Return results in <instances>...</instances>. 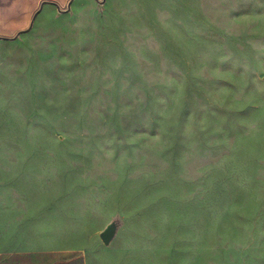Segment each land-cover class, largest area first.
<instances>
[{
    "label": "rangeland",
    "instance_id": "obj_1",
    "mask_svg": "<svg viewBox=\"0 0 264 264\" xmlns=\"http://www.w3.org/2000/svg\"><path fill=\"white\" fill-rule=\"evenodd\" d=\"M0 155L30 217L127 218L131 264H264V0L46 4L0 39Z\"/></svg>",
    "mask_w": 264,
    "mask_h": 264
},
{
    "label": "crops",
    "instance_id": "obj_2",
    "mask_svg": "<svg viewBox=\"0 0 264 264\" xmlns=\"http://www.w3.org/2000/svg\"><path fill=\"white\" fill-rule=\"evenodd\" d=\"M2 1L0 15L7 8ZM38 1L29 0L24 4L27 13ZM22 157L0 155V264L133 263L131 254L136 250L135 243L124 242L128 237L125 234L127 218L106 244L101 233L111 222L98 221L92 213L87 216L84 212L65 213L59 217L53 210L46 218L28 216L22 200ZM138 250L144 252L143 248Z\"/></svg>",
    "mask_w": 264,
    "mask_h": 264
},
{
    "label": "water",
    "instance_id": "obj_3",
    "mask_svg": "<svg viewBox=\"0 0 264 264\" xmlns=\"http://www.w3.org/2000/svg\"><path fill=\"white\" fill-rule=\"evenodd\" d=\"M74 0H70V2L68 3V7L67 9H62L60 7V5L57 3V2H54V1H50V0H44L41 2V5L39 7V9L34 13L32 19H31V22H30V25L28 28L24 29V30H21L19 31L14 37H7V36H2L0 35V39L2 40H15L17 39L22 33H25V32H28L30 31L34 24H35V21H36V18L37 16L39 15V13L42 11V9L44 8V6L46 4H55L57 9H58V12L59 13H66V12H70L72 10V3H73ZM100 4L104 5L106 0H97ZM117 229H118V222L117 221H112L105 229L104 231L101 233V237L102 239L104 240V242L106 244H109L110 241L114 238L116 232H117Z\"/></svg>",
    "mask_w": 264,
    "mask_h": 264
}]
</instances>
